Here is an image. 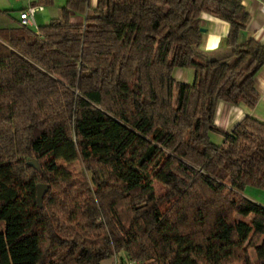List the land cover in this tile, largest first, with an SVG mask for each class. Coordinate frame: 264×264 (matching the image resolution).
<instances>
[{"label": "trees", "instance_id": "obj_1", "mask_svg": "<svg viewBox=\"0 0 264 264\" xmlns=\"http://www.w3.org/2000/svg\"><path fill=\"white\" fill-rule=\"evenodd\" d=\"M204 13L231 25L214 52ZM249 20L242 0H67L0 30V264H264L247 194L264 191V122L215 124L219 102L260 100Z\"/></svg>", "mask_w": 264, "mask_h": 264}, {"label": "crops", "instance_id": "obj_2", "mask_svg": "<svg viewBox=\"0 0 264 264\" xmlns=\"http://www.w3.org/2000/svg\"><path fill=\"white\" fill-rule=\"evenodd\" d=\"M30 2L43 6V9L35 14L36 26L34 28H38L57 18L60 15V10L66 5L67 0H0V30L18 28L20 26V14L27 9ZM242 3L250 13V20L247 28L241 33V42L253 37L257 41L264 43V0H242ZM96 4L97 0H90L91 7H95ZM72 21L81 24L85 21V16L75 15ZM203 27L205 32L202 48L207 52L221 49L230 31V23L204 13ZM174 76L180 81L191 84L193 83L195 72L193 69L177 68L174 71ZM257 87L260 93V100L253 109L244 105H233L221 101L217 105L215 124L220 128L231 131L247 115L264 122V66L257 74ZM214 137L216 142L220 143L222 141L219 135L214 134ZM253 191H255L256 197L248 196L257 201L263 200L259 201V203L264 204V194H259L261 190L253 189Z\"/></svg>", "mask_w": 264, "mask_h": 264}, {"label": "built area", "instance_id": "obj_3", "mask_svg": "<svg viewBox=\"0 0 264 264\" xmlns=\"http://www.w3.org/2000/svg\"><path fill=\"white\" fill-rule=\"evenodd\" d=\"M31 1V0H29ZM43 6L35 5L30 2L26 10L20 14V25L35 27V14L37 11L42 10ZM112 264H138V261L123 252L115 254Z\"/></svg>", "mask_w": 264, "mask_h": 264}, {"label": "water", "instance_id": "obj_4", "mask_svg": "<svg viewBox=\"0 0 264 264\" xmlns=\"http://www.w3.org/2000/svg\"><path fill=\"white\" fill-rule=\"evenodd\" d=\"M203 31H205V28H202ZM49 189V185L45 183H41L38 185V195H37V201L40 207L43 206V200H44V195Z\"/></svg>", "mask_w": 264, "mask_h": 264}, {"label": "rangeland", "instance_id": "obj_5", "mask_svg": "<svg viewBox=\"0 0 264 264\" xmlns=\"http://www.w3.org/2000/svg\"><path fill=\"white\" fill-rule=\"evenodd\" d=\"M213 139H214V141H216V138H215V137H213ZM248 190H249V191L247 192V194L256 197V195H255V194H256L255 191L251 190L250 188H249ZM261 193L264 194V191H263V192L261 191L259 194H261ZM252 199H253V198H252ZM255 201H257V200H255ZM259 201H263V200H259ZM259 201H258V202H259Z\"/></svg>", "mask_w": 264, "mask_h": 264}]
</instances>
